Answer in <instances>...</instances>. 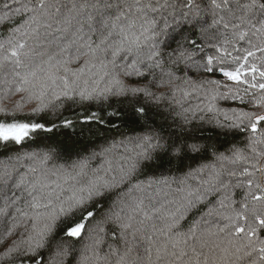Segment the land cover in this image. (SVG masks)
<instances>
[{
    "label": "snow or ice",
    "instance_id": "obj_1",
    "mask_svg": "<svg viewBox=\"0 0 264 264\" xmlns=\"http://www.w3.org/2000/svg\"><path fill=\"white\" fill-rule=\"evenodd\" d=\"M0 264H264V0H0Z\"/></svg>",
    "mask_w": 264,
    "mask_h": 264
},
{
    "label": "trees",
    "instance_id": "obj_2",
    "mask_svg": "<svg viewBox=\"0 0 264 264\" xmlns=\"http://www.w3.org/2000/svg\"><path fill=\"white\" fill-rule=\"evenodd\" d=\"M61 139H63V137H61Z\"/></svg>",
    "mask_w": 264,
    "mask_h": 264
}]
</instances>
